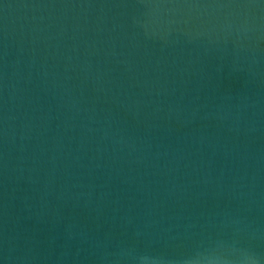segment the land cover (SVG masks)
I'll return each instance as SVG.
<instances>
[{
  "label": "water",
  "instance_id": "95a60500",
  "mask_svg": "<svg viewBox=\"0 0 264 264\" xmlns=\"http://www.w3.org/2000/svg\"><path fill=\"white\" fill-rule=\"evenodd\" d=\"M0 264H264V0H0Z\"/></svg>",
  "mask_w": 264,
  "mask_h": 264
}]
</instances>
